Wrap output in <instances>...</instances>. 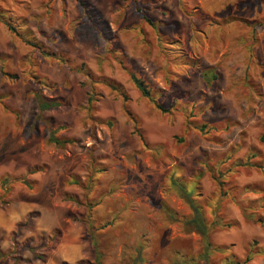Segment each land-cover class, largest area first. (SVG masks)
Returning <instances> with one entry per match:
<instances>
[{
    "label": "rangeland",
    "instance_id": "rangeland-1",
    "mask_svg": "<svg viewBox=\"0 0 264 264\" xmlns=\"http://www.w3.org/2000/svg\"><path fill=\"white\" fill-rule=\"evenodd\" d=\"M84 1L86 9L76 0H0V11L40 46L23 42L0 20V185L8 181L0 206L33 203L31 230L17 227L6 239L0 232V264H27L22 256L35 237H49L39 248L40 264H87L61 262L52 250L56 241L87 244L93 263V236L102 264H130L131 257L139 258L136 264H189L205 239L184 229L192 208L172 181H191L186 186L199 193L193 202L206 220L221 218L209 241L232 255L212 251L208 263L196 264L242 263L248 251L246 264H264V169L252 166L264 165V0H143L171 42L164 49L127 0ZM166 54L214 67L218 78L206 87L200 68L175 66ZM58 55L124 86L126 106L151 149L133 132L123 99L105 85L86 108V78ZM117 57L162 106L172 105L168 112L139 93ZM50 101L61 105L40 109ZM201 123L207 136L195 128ZM52 129L73 142H48ZM165 206L181 221L170 220ZM88 217L97 226L109 222L88 228Z\"/></svg>",
    "mask_w": 264,
    "mask_h": 264
},
{
    "label": "trees",
    "instance_id": "trees-1",
    "mask_svg": "<svg viewBox=\"0 0 264 264\" xmlns=\"http://www.w3.org/2000/svg\"><path fill=\"white\" fill-rule=\"evenodd\" d=\"M79 4V6H81L83 9L87 8V3L84 0H76ZM129 5H133L135 8V11L141 16L142 20L147 23L149 26H151L153 29L157 30V36H158V40H159V45L163 47V49L168 46L169 44H171V42L164 37V35L160 34L159 32V26L163 25L161 22H156V20L153 19L152 16H150L144 7L143 4V0H127L126 1V5L125 6H129ZM182 9L183 12L187 15V16H191L190 13H188V11L186 10L185 5H182ZM162 14H165L164 12ZM0 20L3 21V23L6 25L7 29L12 32L13 34H15V36L17 38H19L20 40H22L23 42L27 43V44H31L34 48H37L38 50L40 49V46L38 44H36L33 41L32 35L30 30H19V28L15 27L11 22H10V18L7 16V12L4 11H0ZM113 37L111 38V40L109 39L110 42H112ZM54 56V55H52ZM167 60L168 62H170L171 64L175 65V66H181V67H188L191 69H201V77L203 80V83L206 87H210L212 85V82L217 80L218 78V74L215 70L214 67H205L202 66L200 64V61H196L192 58L187 57L186 55H180L179 57L176 56H172L169 57V55L166 54ZM57 60L62 61L64 63H66L67 65H69V59L66 57H62L61 55H58ZM117 61L119 63V65H121V67L127 71V74L129 76L130 81L132 82V84L134 85V87L139 91V93L146 97L149 98L150 100L153 101V103L155 104V106L157 108H159L160 110L164 111V112H168L169 108L172 107V105H168L167 107L162 106L156 98H154L152 96L151 90L149 88V85L147 84V82L145 81V79L139 75L135 70L133 69H126L124 67L123 61L117 57ZM69 67L71 69L76 70L77 72L81 73L87 80V86H88V93H87V100H86V108L87 109H92L94 103L99 99V93H98V86L99 85H105L106 87H108L111 91H113L114 93H116L117 95H119L122 99H123V109L124 112L126 113V115L128 116L129 120L132 123L133 126V132L136 134V136L138 137L142 147L144 149H151L148 146V143L146 141V138L144 136V134L142 133L141 129H140V120L138 119V117L136 115H134L133 112H131V110L126 106L127 102L130 100V97L128 95V93L126 92L124 86L119 83L116 82L113 79H107L105 77L102 78H96L94 77V75L91 73L90 69L85 65V63H79V64H75L73 66L69 65ZM35 79H37V83H41L42 85H45L46 81L40 77H35ZM47 85V83H46ZM61 103L59 101H50L47 104H42L40 105V109L41 110H45L51 107H55V106H60ZM195 128H197L204 136H207L208 134V125H206L205 123H201L199 125H196ZM57 129H52V131L49 133L48 137H47V141L50 143H53L56 146L62 147L65 143H72L73 141L71 139H67V138H63L57 135ZM261 140H264V135H262ZM256 155L254 153L250 154V158L255 157ZM244 165H251L250 159L244 163ZM254 167H257L258 169H264V165L263 164H257V163H253ZM33 172V171H32ZM29 172V173H32ZM7 180L6 178L3 179L0 187L2 188V190H8L7 187ZM175 182V185L178 186L181 195L189 202L191 208H192V214L190 217L187 218H183L182 219V225L184 227L185 230L189 231H196L198 232L200 235L203 236V238L205 239V245L204 248L202 249L201 252L196 253V256H188V260L187 262L189 264H196V261L199 260L200 258H205V262H207V258L206 256L209 255L210 252L215 251V252H219V253H223L224 256H229L232 257V255H229V251L230 248H226L223 246H215L213 245L210 241H209V237H208V233L209 230L212 226H214L215 224H221V218L217 217L216 219L212 220V223H209L206 220L205 214H204V210L201 206L195 204L193 202L194 200V195H198L199 193L195 192V187H194V194L192 195L191 191H189V187L188 185L186 186V184L191 181H188L186 184L183 183V185L178 184L176 181H172V183ZM195 185V183H194ZM198 186V185H197ZM196 186V187H197ZM11 187V186H10ZM198 191V190H197ZM196 193V194H195ZM84 205H86L88 212L89 209L92 211V207H94L95 205H89V201L87 202H83ZM98 204V203H96ZM89 206H92L89 208ZM210 208V213L214 214V211L212 209V206H208ZM165 212L167 214V216H169L170 220H175V221H181V219H179L176 215L175 212H173L170 208L168 207H164ZM247 210V209H244ZM90 211V212H91ZM214 216V215H213ZM89 217L86 220L85 223H87V227L89 228V226L91 228H103L109 221H105L104 223H101V225L97 226L95 223L91 224L89 222ZM25 224V223H24ZM24 224H20L18 227L23 226ZM93 236V235H91ZM90 241V246L92 248V253H93V257H94V262L92 264H102L101 261V256L98 250V243L97 240L95 239V237H90L89 239ZM143 242L140 243V247H142ZM253 252L248 251V253L246 254L244 260L241 262L238 261H231L229 262L230 264H246L247 262L250 261L251 257H252ZM177 255L180 256L181 255L177 253ZM205 256V257H204ZM3 258H5V253L0 249V260H2ZM132 259L129 260L130 264H136V262L139 260V258L137 257H131ZM208 263V262H207ZM228 263V264H229ZM88 264V263H87ZM179 264H184V263H179Z\"/></svg>",
    "mask_w": 264,
    "mask_h": 264
},
{
    "label": "crops",
    "instance_id": "crops-1",
    "mask_svg": "<svg viewBox=\"0 0 264 264\" xmlns=\"http://www.w3.org/2000/svg\"><path fill=\"white\" fill-rule=\"evenodd\" d=\"M32 204L21 201L19 203L12 202L6 204L5 206H0V232L3 233V235H5V239L6 236L7 238H10V235L15 233L16 228L20 224L25 223L22 227H25V230L26 228L28 230H31L32 227H30L31 226L30 221L29 219L27 220V218L29 216L28 213L32 210L33 207ZM31 240L34 244L32 243L33 245L29 246L28 252L23 254L22 258L24 260H27L28 258L27 264H40L42 259L40 255L41 256L44 255L42 251L45 249L44 247L47 244L49 237H35V239L31 238ZM71 243L73 242H70L69 246H67V245H62L60 242L56 241L55 248H52V250L55 252L56 257H60V261L64 260V262L61 261L63 263L79 260V262L82 263L85 262L91 264L92 262L88 260L89 259L88 252L86 251L85 253V247L87 246V244L70 245ZM50 244H52V241ZM44 264H52V263L48 262Z\"/></svg>",
    "mask_w": 264,
    "mask_h": 264
}]
</instances>
